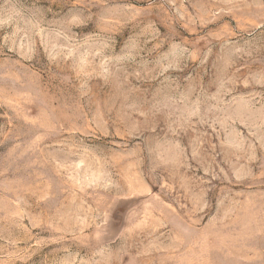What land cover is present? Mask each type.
<instances>
[{
  "label": "rangeland",
  "instance_id": "374dc122",
  "mask_svg": "<svg viewBox=\"0 0 264 264\" xmlns=\"http://www.w3.org/2000/svg\"><path fill=\"white\" fill-rule=\"evenodd\" d=\"M0 264H264V0H0Z\"/></svg>",
  "mask_w": 264,
  "mask_h": 264
}]
</instances>
